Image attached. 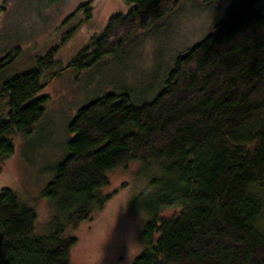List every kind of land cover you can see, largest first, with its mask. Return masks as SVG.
Masks as SVG:
<instances>
[{"label": "trees", "instance_id": "trees-1", "mask_svg": "<svg viewBox=\"0 0 264 264\" xmlns=\"http://www.w3.org/2000/svg\"><path fill=\"white\" fill-rule=\"evenodd\" d=\"M122 1L125 12L112 14L67 65L55 44L35 66L0 82V171L15 137L44 118L50 78L65 67L92 70L179 2ZM205 2L223 10L171 57L153 96L143 100L145 91L116 82L76 110L40 192L53 207L46 231L36 232L33 206L0 190V264H71L78 239L66 228L103 210L113 195L104 190L110 173L135 162L154 171L129 204L145 216L144 248L131 264H264V0ZM80 9L92 17L89 3ZM13 59L11 52L0 59V73Z\"/></svg>", "mask_w": 264, "mask_h": 264}, {"label": "rangeland", "instance_id": "rangeland-1", "mask_svg": "<svg viewBox=\"0 0 264 264\" xmlns=\"http://www.w3.org/2000/svg\"><path fill=\"white\" fill-rule=\"evenodd\" d=\"M178 1L173 13L141 30L116 54L104 56L92 70L65 67L47 81L43 93L50 98L44 118L26 137H15V153L3 162L0 171V190L13 189L35 208L36 232L48 229L53 207L40 192L50 178L49 169L63 155L67 125L76 110L101 91L112 90L116 82L127 81L138 94L145 91L143 100L153 96L158 91L157 82L169 70L171 57L207 33L217 12L223 10L220 2ZM84 3L93 9L88 20V14L78 10ZM126 8L122 0H0V59L9 52L14 55L0 73V82L35 66L39 55L55 44L61 65H67L101 32L112 14L123 13ZM69 32L68 40L60 43ZM153 171V166L146 168L135 162L110 173V184L104 190L113 195L104 209L66 228V234L78 239L71 250V264L132 263L144 248L140 231L145 216L131 210L129 204ZM173 212L169 209L165 214Z\"/></svg>", "mask_w": 264, "mask_h": 264}]
</instances>
